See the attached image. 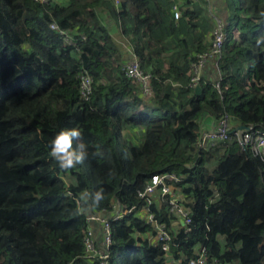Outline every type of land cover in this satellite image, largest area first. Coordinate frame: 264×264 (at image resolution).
<instances>
[{"label": "trees", "instance_id": "1", "mask_svg": "<svg viewBox=\"0 0 264 264\" xmlns=\"http://www.w3.org/2000/svg\"><path fill=\"white\" fill-rule=\"evenodd\" d=\"M210 6L230 39L197 93L192 66L214 42ZM121 41L125 61L137 58L150 75L147 96L123 71ZM85 71L89 101L80 98ZM224 118L231 132L264 131V0H0V264H188L202 248L210 264H264V159L235 134L199 145ZM70 127L88 155L64 169L50 142ZM163 172L183 177L174 194L191 220L181 227L170 196L156 198L168 250L148 240L139 197ZM118 204L138 211L112 220L105 260L102 225L89 218L113 217Z\"/></svg>", "mask_w": 264, "mask_h": 264}, {"label": "built area", "instance_id": "2", "mask_svg": "<svg viewBox=\"0 0 264 264\" xmlns=\"http://www.w3.org/2000/svg\"><path fill=\"white\" fill-rule=\"evenodd\" d=\"M40 4H46L49 0H34ZM207 1V0H206ZM117 3V2H116ZM216 28L214 31V42L210 51L204 54L198 55V61L192 66L193 69V86H199L201 82L203 70L212 67L215 70L218 68V59L221 58L224 46L230 39V31L227 30L229 23L223 18L219 17L214 13L212 15ZM180 11L175 7V18L179 19ZM52 30L58 32L68 45L76 46V42L72 39L66 31L61 30L56 23L51 24ZM84 39V37H82ZM123 71L126 75L134 80L139 87L143 88V95L147 96L151 93L150 89V75L144 72L140 66V62L137 58L132 57L129 62L123 66ZM219 78V76L217 77ZM80 98L89 101L94 92V80L90 74L85 71L80 77ZM221 79L216 83V87L220 88ZM232 134H235L241 146L246 149L248 148L255 156H259L264 159V131L254 128H247L243 131L231 132L229 121L224 118L220 121L217 127H213L210 130L204 131L200 139V147L207 145H215L219 141H228ZM182 176H179L171 172H163L152 176V180L146 185L143 191L139 192L140 199L145 203L141 210L146 213L145 217L149 224H151L154 230V240L157 245H160L164 250H168L170 241L172 239L171 234L166 229L165 224L159 222L155 214L151 211V206L154 204L156 198H162L170 196L169 205L171 211L182 219V226L186 228L191 220L188 218V212L181 205V199L175 194V185L180 183ZM138 207H131L123 209L119 204L114 211L115 216L104 218L100 215H95L89 218L90 221L100 222L103 229V245L105 248V254L103 259L107 260L110 258L109 248L112 245V220H124L130 215L136 216ZM95 234L91 230L85 239L87 247V256L92 257L97 252L95 247ZM106 264V262H104ZM188 264H210L208 263L207 250L202 248L196 255V257L190 259ZM211 264H221L219 260H215Z\"/></svg>", "mask_w": 264, "mask_h": 264}, {"label": "clouds", "instance_id": "3", "mask_svg": "<svg viewBox=\"0 0 264 264\" xmlns=\"http://www.w3.org/2000/svg\"><path fill=\"white\" fill-rule=\"evenodd\" d=\"M81 135L79 128L70 127L61 129L53 137L50 142V153L59 167L68 169L83 163L88 153L86 144L80 139ZM95 198L100 199V194L97 193Z\"/></svg>", "mask_w": 264, "mask_h": 264}, {"label": "rangeland", "instance_id": "4", "mask_svg": "<svg viewBox=\"0 0 264 264\" xmlns=\"http://www.w3.org/2000/svg\"><path fill=\"white\" fill-rule=\"evenodd\" d=\"M217 1H218V0H207L206 2H207V3H210V5H211V2H212V4H213L214 2L217 3ZM48 2H49V1H48ZM46 4H47V3H46ZM209 9H210V10H209L210 15H214V12H213V11H215L214 8H213V7L211 8V6H210ZM122 41H123V40H122ZM122 41L119 43V45H120V47L122 46L121 49L123 50L122 60H124V62H122V64H123V66H124V65L127 64L129 61H125V58L127 59V57H126L127 55H126V53H125V51H126V49H125V44L123 43V42H125V40H124L123 42H122ZM121 43H122V45H121ZM124 57H125V58H124ZM122 60H121V61H122ZM123 66H122V67H123ZM138 91H139V94H141V93L143 94V93H144V90H143V88H141V87L138 88ZM125 133H126L128 136H131V134H130V132H129L128 130H125V131H124V134H125ZM135 135H139V134H138V133H135ZM138 237H139V236H138ZM144 237H146V236L143 235L142 238H144ZM140 238H141V237H140ZM148 240L153 241V240H154L153 236H151V237L148 236Z\"/></svg>", "mask_w": 264, "mask_h": 264}, {"label": "crops", "instance_id": "5", "mask_svg": "<svg viewBox=\"0 0 264 264\" xmlns=\"http://www.w3.org/2000/svg\"><path fill=\"white\" fill-rule=\"evenodd\" d=\"M216 9H217L218 11H221V8H219V7H218V8H216ZM114 34H115L116 36H119V35H118V32H115ZM209 69H210V68H209ZM205 70L207 71V70H208V68H207V69H205ZM210 70H211V69H210ZM213 70H214V69H213ZM215 72H216V71H215ZM216 74H217V73H216ZM213 127H214V125H213V126H211V129H212ZM126 130H128V131H129V129H126ZM123 134H124V131H123ZM125 134H126V133H125ZM125 134H124V135H125ZM138 134H139V133H138ZM126 135H127V134H126ZM134 135H135V134H134ZM136 136H139V135H136ZM173 225H175V224H173ZM175 227H176V226H175ZM93 232H96V229H94V231H93Z\"/></svg>", "mask_w": 264, "mask_h": 264}, {"label": "water", "instance_id": "6", "mask_svg": "<svg viewBox=\"0 0 264 264\" xmlns=\"http://www.w3.org/2000/svg\"><path fill=\"white\" fill-rule=\"evenodd\" d=\"M196 92H197V93H200V87H199V86L196 87ZM245 129H246V127L241 126V127H238V128L235 130V132L243 131V130H245Z\"/></svg>", "mask_w": 264, "mask_h": 264}]
</instances>
